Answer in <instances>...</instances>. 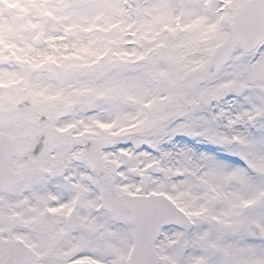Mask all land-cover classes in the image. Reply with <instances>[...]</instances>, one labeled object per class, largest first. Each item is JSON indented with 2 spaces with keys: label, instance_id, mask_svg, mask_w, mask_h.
<instances>
[{
  "label": "snow or ice",
  "instance_id": "1",
  "mask_svg": "<svg viewBox=\"0 0 264 264\" xmlns=\"http://www.w3.org/2000/svg\"><path fill=\"white\" fill-rule=\"evenodd\" d=\"M0 264H264V0H0Z\"/></svg>",
  "mask_w": 264,
  "mask_h": 264
}]
</instances>
